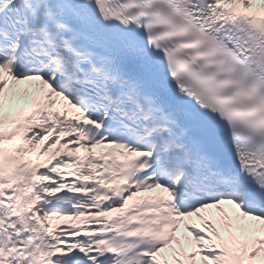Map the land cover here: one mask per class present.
<instances>
[{"label":"snow or ice","instance_id":"1","mask_svg":"<svg viewBox=\"0 0 264 264\" xmlns=\"http://www.w3.org/2000/svg\"><path fill=\"white\" fill-rule=\"evenodd\" d=\"M0 264H264V0H0Z\"/></svg>","mask_w":264,"mask_h":264}]
</instances>
